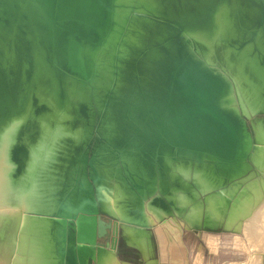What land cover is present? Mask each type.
<instances>
[{"label": "bare ground", "instance_id": "obj_1", "mask_svg": "<svg viewBox=\"0 0 264 264\" xmlns=\"http://www.w3.org/2000/svg\"><path fill=\"white\" fill-rule=\"evenodd\" d=\"M57 18L46 0H0V264L9 263L7 245L18 230L13 213L21 202L31 213L22 244L33 248L35 264H84L92 257L90 264L95 258L121 263L116 249L94 245L86 215L104 211L100 199L123 218L118 196L128 211L144 214L140 202L156 189L146 206L157 218L170 213L171 204L198 215L206 207L222 219L228 189L215 191L214 173L201 175L191 165L209 161L230 177L248 166L252 138L243 114L264 111V0H108L80 49L82 70L64 60ZM184 63L202 72L196 75L202 84L216 79L211 101L229 119L234 139L207 116L183 133L171 125L165 98ZM255 138L252 157L262 166L264 126H256ZM243 190L227 227L253 236L255 225L244 222L259 214L254 206L264 201V177ZM9 218L13 230L5 239L1 225ZM76 218L78 240L71 231ZM115 218L124 240L125 224ZM124 232H134L129 243L154 264L145 230L129 225ZM211 235L207 244L216 250ZM186 238L202 256L192 230Z\"/></svg>", "mask_w": 264, "mask_h": 264}, {"label": "rangeland", "instance_id": "obj_2", "mask_svg": "<svg viewBox=\"0 0 264 264\" xmlns=\"http://www.w3.org/2000/svg\"><path fill=\"white\" fill-rule=\"evenodd\" d=\"M243 118L245 120V126L247 132L251 135L252 138V146L249 150V153L247 155V161L246 159L244 162L248 163V166L241 165L240 168L242 169L239 174H237L235 177H230L229 175H226V171H215L214 167L210 164L209 161H205L203 163H194L191 165L192 170L197 169L198 173H201L203 175L207 171L213 172L214 176L217 178L216 183L218 184L217 187H215V191H219L221 189L227 188V192H229L230 197V203L227 204V210L226 213L222 214V219L218 218L217 216L208 211L206 207L202 209L201 215H198L196 213H191L190 208L182 211L177 212L175 211L170 204L171 212L168 214H163L160 218H157L153 212L149 211L148 206H146V203L151 199L153 193L156 191L154 189L151 192H148L144 199L141 200L140 204H143V210L144 214L140 212L139 210L136 211H128V206L124 205V200L121 199L122 197H119V205L118 208L123 213V218L119 217L118 215L113 214L109 210H107L98 194L100 199V206L105 211L100 210V213L103 215V217L107 220H117L115 217L122 219V221L125 224V228L127 226H133V227H141V229L145 230V232L148 235L149 244L154 247V256L156 258H159L158 256L160 254V249L162 250V246L160 244V237H164L165 240V249L168 245L174 246L177 244L183 245V241L185 246L181 247V250L183 252V257L187 258L188 264H251L253 261V257L251 255H254V250H259L262 254V262L264 264V201L260 203V201L255 203L254 208L257 209L259 214H257L255 219L251 220L248 217L240 216L242 217L239 220L237 218L236 221H242L245 217V223L251 222V225H255L254 229H256L255 234L247 235L244 233V230H236L235 226L227 227V223L229 221L230 213L233 211V208L237 207V205H240L239 200H244V193H242L244 190V187L250 184L255 179H259L260 177H264V172H262L264 169L262 168L264 164L261 165V163H258L253 159V155L256 152V146L258 145V142L255 138V130L256 126L262 125L264 126V111L259 110L255 112L252 115H244ZM97 125L95 124L94 127V136L91 140V143L89 144V157L91 156V153L95 147V138H96V129ZM193 166V167H192ZM212 166V167H211ZM258 168H261L258 169ZM85 169V167H84ZM84 171V170H83ZM222 172V173H221ZM86 173L90 180V167L86 166ZM170 174L172 178L176 177V169L175 167L171 166L170 168ZM241 174V175H240ZM263 174V175H262ZM261 175V176H260ZM228 178V179H227ZM230 180V181H229ZM224 183L221 185V183ZM219 186V188H218ZM222 186V187H220ZM231 186V187H230ZM217 188V189H216ZM234 190V191H233ZM241 193V195H240ZM95 194V195H97ZM170 194H168L169 196ZM232 196V197H231ZM240 196V199H237V197ZM237 201L236 204L234 202ZM3 200V192L1 190L0 192V203ZM169 203V202H167ZM239 203V204H238ZM234 205V206H233ZM260 205V206H259ZM257 207V208H256ZM19 210L16 211L14 214L15 216V223L18 227V230L15 232L16 236L14 239V243L11 245H7V250H12V254L10 256V260L8 264H35L33 260L32 254L34 253L33 248L29 244H22V239L24 238V229H26L27 223L26 218L31 216L30 212L25 210V205L21 202V204L17 207ZM130 208V206H129ZM173 209V210H172ZM1 213V212H0ZM115 217H113L112 215ZM182 214V215H181ZM148 215L150 217V220L148 218ZM165 215V216H164ZM58 219H61L58 217ZM247 219V220H246ZM12 219L9 218V220H3L2 221V229L4 231L5 239L9 238L11 235V230H13V223L11 222ZM5 223V224H4ZM77 218L74 219L71 223V231L74 233V239L78 240L77 238ZM119 226L121 228L122 224L119 222ZM124 228V230H125ZM180 228V229H179ZM123 230L124 234V240L121 236V232L119 231L118 235V241L116 245V254L117 258L121 259H127L131 260L133 264L142 263L143 260L137 259L139 256L135 254L134 252L129 253V237H136L134 232L126 233ZM188 230H192V233L196 238H198L199 241L204 246V253L202 256H198L196 254V251L194 250V247L191 245L190 242H188V239L186 238V233H188ZM241 231V232H240ZM206 234H212V239L216 243V250L210 249V247L207 244V240L205 235ZM249 234V233H248ZM26 236V235H25ZM111 235H108L106 238H102V243H105L110 240ZM151 236V238H149ZM183 236V240H182ZM100 241V239L98 240ZM125 241V244H124ZM244 242H246L248 249L244 248ZM128 246V248L126 246ZM128 249V250H127ZM198 256V257H197ZM257 256V255H256ZM97 264H103V261L101 258H95ZM118 259V260H119ZM90 260V259H89ZM89 260L85 261L84 264H90L88 263ZM91 261V260H90ZM120 264V263H118Z\"/></svg>", "mask_w": 264, "mask_h": 264}, {"label": "water", "instance_id": "obj_3", "mask_svg": "<svg viewBox=\"0 0 264 264\" xmlns=\"http://www.w3.org/2000/svg\"><path fill=\"white\" fill-rule=\"evenodd\" d=\"M46 2L59 16L56 19L59 28L58 40L62 46L64 60L70 68L82 70L80 49L90 38V31L95 29V23L108 7V0H46ZM196 75L202 77L203 74L201 71L195 74L193 67L187 63L182 64V68L174 74L172 88L165 98V112L168 120L178 132L183 133L190 131L196 120L207 116L213 122L221 124L223 133L230 140L234 139V130L229 119L211 101L212 88L217 85L216 79L205 77L204 80L202 79L205 82L204 85L196 78ZM86 166L90 167V160ZM86 217L93 222L94 245L116 249L120 231L119 221L106 220L100 210L87 214ZM108 235H111L108 242L98 241Z\"/></svg>", "mask_w": 264, "mask_h": 264}, {"label": "crops", "instance_id": "obj_4", "mask_svg": "<svg viewBox=\"0 0 264 264\" xmlns=\"http://www.w3.org/2000/svg\"><path fill=\"white\" fill-rule=\"evenodd\" d=\"M182 246L184 247L185 244L184 243H183V245H180V244L175 245L174 244V246L168 245L164 252L160 249L161 257L159 255L158 256L159 258H156L154 256V247H152L149 244L150 257L155 260L154 264H188L187 258L183 257V252L181 250ZM248 248H251V247L247 246V249ZM194 250L196 251V254H199L198 249L194 248ZM253 250H254V255H251L253 257V261L251 262V264H263L261 252H259V250H256V248ZM129 251L136 252L137 255L139 256V258H137V259L143 260L142 263H138V264H147V260L145 258L144 253L136 245L129 243ZM201 252L204 253V250ZM115 253H116V251H115ZM91 259H93V257ZM90 260L88 263L91 262ZM119 261H121L120 264H123L124 262L128 263V264H133L131 260H127V259H121V260L119 259Z\"/></svg>", "mask_w": 264, "mask_h": 264}, {"label": "flooded vegetation", "instance_id": "obj_5", "mask_svg": "<svg viewBox=\"0 0 264 264\" xmlns=\"http://www.w3.org/2000/svg\"><path fill=\"white\" fill-rule=\"evenodd\" d=\"M106 220H107V219H106ZM109 237H110V236H109ZM110 239H111V237H110ZM101 240H102V239H100V242H102ZM107 242H108V241H107ZM105 243H106V242H105Z\"/></svg>", "mask_w": 264, "mask_h": 264}]
</instances>
